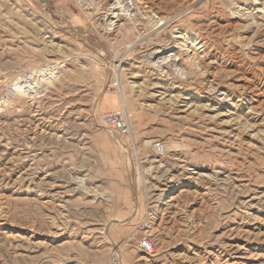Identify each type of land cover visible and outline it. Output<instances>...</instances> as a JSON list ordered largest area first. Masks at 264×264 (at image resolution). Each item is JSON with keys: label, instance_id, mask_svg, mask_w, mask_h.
I'll return each instance as SVG.
<instances>
[{"label": "rangeland", "instance_id": "rangeland-1", "mask_svg": "<svg viewBox=\"0 0 264 264\" xmlns=\"http://www.w3.org/2000/svg\"><path fill=\"white\" fill-rule=\"evenodd\" d=\"M134 2L0 0V264H264V0Z\"/></svg>", "mask_w": 264, "mask_h": 264}, {"label": "built area", "instance_id": "built-area-1", "mask_svg": "<svg viewBox=\"0 0 264 264\" xmlns=\"http://www.w3.org/2000/svg\"><path fill=\"white\" fill-rule=\"evenodd\" d=\"M78 7H84L86 0H74ZM111 11L117 12L116 15L123 17H130L135 8L134 0H112V4L109 6ZM31 74H27V77H30ZM27 82V81H26ZM101 122L109 128L110 132L114 135L123 138L129 136L131 133L130 124L126 119V116L123 112L119 111H110L104 112L100 115ZM154 149L157 152L164 151V145L161 143H155L153 145ZM146 223H143L142 226H146ZM139 247L145 253H151L153 251V245L149 240L148 236H143L138 240ZM109 264H118V260L115 257H112L109 261Z\"/></svg>", "mask_w": 264, "mask_h": 264}, {"label": "bare ground", "instance_id": "bare-ground-1", "mask_svg": "<svg viewBox=\"0 0 264 264\" xmlns=\"http://www.w3.org/2000/svg\"><path fill=\"white\" fill-rule=\"evenodd\" d=\"M112 4V3H111ZM135 9V8H134ZM117 12H115V11H111V16L110 17H108L107 18V20H106V24L108 25V26H113L114 25V22L116 21V17H117ZM134 14V11H133V13H132V15ZM158 21V24H159V26L160 25H163V24H165L166 23V20H162V19H158L157 20ZM157 24V23H156ZM176 37V36H175ZM189 59V61L192 63V58H188ZM189 62V63H190ZM155 65H157V64H155ZM45 70L44 71H46L47 69L46 68H44ZM24 82V81H23ZM18 84V83H17ZM26 85H29L28 83L26 84ZM31 85V84H30ZM24 86V85H23ZM22 84L21 85H18V86H16V89L17 90H21L22 89ZM25 87V86H24ZM4 103V102H3Z\"/></svg>", "mask_w": 264, "mask_h": 264}]
</instances>
